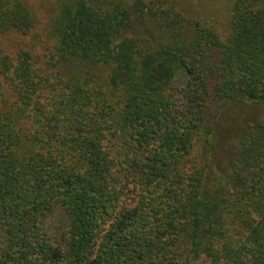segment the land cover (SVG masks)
I'll return each instance as SVG.
<instances>
[{
    "label": "trees",
    "instance_id": "16d2710c",
    "mask_svg": "<svg viewBox=\"0 0 264 264\" xmlns=\"http://www.w3.org/2000/svg\"><path fill=\"white\" fill-rule=\"evenodd\" d=\"M49 8L0 0L29 37L0 49V264H264V0L223 32L177 0ZM223 101L249 120L209 179Z\"/></svg>",
    "mask_w": 264,
    "mask_h": 264
},
{
    "label": "rangeland",
    "instance_id": "374dc122",
    "mask_svg": "<svg viewBox=\"0 0 264 264\" xmlns=\"http://www.w3.org/2000/svg\"><path fill=\"white\" fill-rule=\"evenodd\" d=\"M26 1L37 17L36 27H42L50 13L51 0H22ZM183 14L202 17L215 23L222 32L227 18L228 0H177ZM27 37L17 34L0 35V49L12 53L18 45L28 41ZM24 46V45H22ZM182 80V74L175 76V84ZM250 106L241 102L223 101L218 103L213 130V148L209 153L208 176L221 175L228 167L233 156V144L241 127L249 120ZM197 264H205L203 260Z\"/></svg>",
    "mask_w": 264,
    "mask_h": 264
}]
</instances>
